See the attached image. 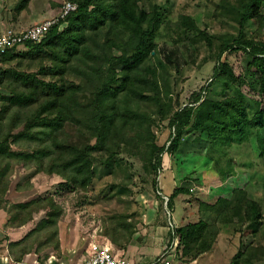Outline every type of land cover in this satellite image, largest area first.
<instances>
[{
    "label": "trees",
    "instance_id": "trees-1",
    "mask_svg": "<svg viewBox=\"0 0 264 264\" xmlns=\"http://www.w3.org/2000/svg\"><path fill=\"white\" fill-rule=\"evenodd\" d=\"M69 1L77 3V9L40 42L0 51V208L8 205L4 198L18 164L60 176V184L70 191H87L95 181L96 163L114 173L140 162L141 174H154L159 192L163 154L179 156L190 142H205L208 162L226 181L235 161L230 150L264 128V0L211 1L209 15L234 21L236 34L211 33L209 22L196 29L173 26L168 0ZM7 2L16 26L31 0ZM196 39L210 47L218 41L220 51L210 81L183 104L179 93L174 94L173 72L196 62ZM227 51L248 57V73H259L260 97L247 93L244 76L222 60ZM164 119L171 129L168 145L158 144L154 132ZM259 141L264 155V138ZM116 185L122 194L125 186ZM182 192L190 194L191 189L177 186L168 196L171 210ZM203 205L215 214L213 222L199 219L175 228L184 260H197L214 249L219 224L238 223L247 224L259 244L252 240L243 245L231 264H264L261 199L237 186ZM40 212L45 215L36 226L10 243L18 259L31 250L41 256V249L35 248L42 237L37 232L53 246L44 263L51 253L61 255L58 223L63 208L53 196L9 204L6 225H24ZM130 217L134 215H115L113 232L107 231L121 250L134 234Z\"/></svg>",
    "mask_w": 264,
    "mask_h": 264
},
{
    "label": "rangeland",
    "instance_id": "rangeland-1",
    "mask_svg": "<svg viewBox=\"0 0 264 264\" xmlns=\"http://www.w3.org/2000/svg\"><path fill=\"white\" fill-rule=\"evenodd\" d=\"M7 1L0 5V17L15 27L10 21L11 5ZM168 1L171 23L175 27L203 28L204 23L209 22L208 31L211 33L238 32L234 21L217 13L214 16L209 15L214 9L212 0ZM62 2L63 0H33L25 14L35 22L47 16L53 5L54 11ZM195 44L198 50L196 62L184 65L181 73L173 72L174 94L179 93L183 104L189 102L191 95L210 81L220 51L218 41H214L211 47L201 39H196ZM222 60L229 61L235 71L244 76L243 89L247 93L261 96L259 73H248V57L242 51H227L222 55ZM0 91L4 92L1 88ZM154 132L158 144H169L171 129L168 119L159 120ZM259 137L264 138V128L256 131L243 145H235L230 150L229 155L235 161L230 167L232 173L226 181L214 170L212 161L208 162L205 142H190L180 149L179 156L168 152L163 154L162 170L157 177L159 192L153 186L154 174H141L140 162H136L133 169L118 168L114 173L110 172V167L96 163L95 181L87 191H70L60 184L63 181L60 176L38 172L35 167L18 164L14 167L4 201L9 205L53 196L63 208V215L58 223L59 239L62 236L64 242L71 245H86L93 239L111 240L107 231L113 232L115 215H134L128 219L134 223V234L126 244L125 256L138 264L149 262L160 255L167 244L175 240L174 228L199 219L213 222L215 214L203 204H211L219 196H227L233 187H247L254 197L264 202V155L260 153ZM112 184L125 186V191L120 194L116 189L118 187H113ZM177 186L187 187L191 189V193H180L175 199L174 209L171 210L165 197L170 196ZM8 205L2 207L7 213ZM44 215L45 212L37 213L33 221H30L31 228H34ZM248 227L247 224L238 223L219 224L220 233L216 246L199 256L198 264H231L234 255L243 245L252 240L254 244H259L252 233L253 230ZM43 234L37 232V235L42 237L41 241L35 244V248L41 249V257H44L47 251L53 250L52 243H44ZM112 234L116 236L115 233ZM32 241H35V236L30 240V244Z\"/></svg>",
    "mask_w": 264,
    "mask_h": 264
},
{
    "label": "built area",
    "instance_id": "built-area-1",
    "mask_svg": "<svg viewBox=\"0 0 264 264\" xmlns=\"http://www.w3.org/2000/svg\"><path fill=\"white\" fill-rule=\"evenodd\" d=\"M5 0H0V5ZM77 3L63 0V2L54 9L53 15L41 22L35 23L25 28H15L10 24H7L0 17V51L3 52L6 49L15 45H22L26 41L40 42L48 31L66 17L74 10L77 9ZM63 24H61V27ZM168 201V197H165ZM175 228L173 229V232ZM179 250V238L175 236V240L172 243L167 244L165 250L154 258L152 261L146 264H198L197 260L187 261L180 256ZM35 264H41L38 260H35ZM45 264H67L56 253H51ZM82 264H137L125 256L123 250L117 248L111 240L103 238L102 240L93 239L88 243L87 254Z\"/></svg>",
    "mask_w": 264,
    "mask_h": 264
},
{
    "label": "crops",
    "instance_id": "crops-1",
    "mask_svg": "<svg viewBox=\"0 0 264 264\" xmlns=\"http://www.w3.org/2000/svg\"><path fill=\"white\" fill-rule=\"evenodd\" d=\"M32 1L33 0H31L30 4L32 3ZM53 8H55L54 5L47 16H44L41 19L36 20L35 22H32L26 14L23 15L22 20L15 27L25 28L35 23L41 22L53 15ZM8 219L9 214L7 213V211L3 208H0V264H35V260H38L41 264H45L43 257H39V255L34 250L25 253L20 259L15 257V254L17 255L19 253L17 252V249H15V247L13 249L10 247V243L22 239L31 229L32 222H28L17 227L7 226L6 224ZM60 242V257L64 259L67 264H82L87 254L89 242L86 245H71L70 243H65L62 236L60 237ZM123 252L126 251L123 250ZM146 263L148 262H140V264Z\"/></svg>",
    "mask_w": 264,
    "mask_h": 264
}]
</instances>
